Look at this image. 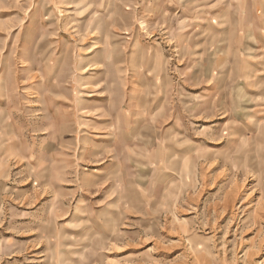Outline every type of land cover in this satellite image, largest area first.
<instances>
[{"label": "rangeland", "instance_id": "374dc122", "mask_svg": "<svg viewBox=\"0 0 264 264\" xmlns=\"http://www.w3.org/2000/svg\"><path fill=\"white\" fill-rule=\"evenodd\" d=\"M262 106L264 0H0V264H264Z\"/></svg>", "mask_w": 264, "mask_h": 264}, {"label": "crops", "instance_id": "0c3cea01", "mask_svg": "<svg viewBox=\"0 0 264 264\" xmlns=\"http://www.w3.org/2000/svg\"><path fill=\"white\" fill-rule=\"evenodd\" d=\"M256 111H257V110H256ZM257 113H258V115L263 114V113H264V106H262L261 109L257 111ZM262 116H263V115H262ZM134 128H135V127H134ZM153 155L155 156V158H157V159L159 158V159L161 160V157H160V155H159L158 152L155 151V152L153 153Z\"/></svg>", "mask_w": 264, "mask_h": 264}, {"label": "bare ground", "instance_id": "6f19581e", "mask_svg": "<svg viewBox=\"0 0 264 264\" xmlns=\"http://www.w3.org/2000/svg\"><path fill=\"white\" fill-rule=\"evenodd\" d=\"M256 216V215H255ZM256 218V217H255ZM262 241V240H261Z\"/></svg>", "mask_w": 264, "mask_h": 264}]
</instances>
